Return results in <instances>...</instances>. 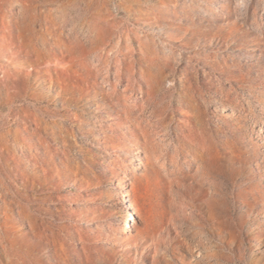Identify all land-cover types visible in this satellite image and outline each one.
Returning a JSON list of instances; mask_svg holds the SVG:
<instances>
[{
    "label": "rangeland",
    "instance_id": "obj_1",
    "mask_svg": "<svg viewBox=\"0 0 264 264\" xmlns=\"http://www.w3.org/2000/svg\"><path fill=\"white\" fill-rule=\"evenodd\" d=\"M0 264H264V0H0Z\"/></svg>",
    "mask_w": 264,
    "mask_h": 264
},
{
    "label": "bare ground",
    "instance_id": "obj_2",
    "mask_svg": "<svg viewBox=\"0 0 264 264\" xmlns=\"http://www.w3.org/2000/svg\"><path fill=\"white\" fill-rule=\"evenodd\" d=\"M131 161H132V163H139V164L142 162L141 155H140L138 150H135L132 153ZM126 179H127L126 173H123L122 175H120L117 178V181L115 182V185H114V193L117 195V198H118L119 202L121 203V205L124 209V212L126 213V216L128 217L127 222L124 223V226L122 228H123L124 232L132 234V231L129 230V227L131 225L129 223V220H131V218L134 215L135 207L129 201V199L127 198L126 193H125Z\"/></svg>",
    "mask_w": 264,
    "mask_h": 264
}]
</instances>
